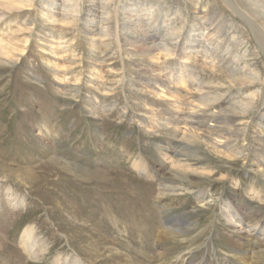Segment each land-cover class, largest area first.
I'll use <instances>...</instances> for the list:
<instances>
[{
	"label": "rangeland",
	"instance_id": "374dc122",
	"mask_svg": "<svg viewBox=\"0 0 264 264\" xmlns=\"http://www.w3.org/2000/svg\"><path fill=\"white\" fill-rule=\"evenodd\" d=\"M250 3L0 0V264H240L254 232L227 206L264 225L248 195L264 192V11ZM134 7L147 36H106Z\"/></svg>",
	"mask_w": 264,
	"mask_h": 264
},
{
	"label": "bare ground",
	"instance_id": "6f19581e",
	"mask_svg": "<svg viewBox=\"0 0 264 264\" xmlns=\"http://www.w3.org/2000/svg\"><path fill=\"white\" fill-rule=\"evenodd\" d=\"M56 1L57 0H50V4H54L55 5L56 4ZM247 1L248 2H251L250 4H253L256 7H259L260 9H262L264 11V0H262V1L261 0H247ZM52 11H53V8L51 10L50 9H47L46 10V13H47L46 16L49 17L53 22H60V19H59L60 16H59V14L58 13H55V12L53 13ZM143 12H144V10L142 8L141 9H137V8L134 7L133 10H130V14L125 19L126 22L124 21V23L121 24V25L117 22V25L114 26V29L113 28L111 29V31H112L113 34H110V32L107 31L108 33L106 34V36L116 35L118 42L121 43L122 42V40H121V36L122 35L120 34V27H122L123 28V31L126 30L128 32L133 33L134 35H140V36L146 37L147 34L142 31L143 26L141 24V18H140V14L143 13ZM88 34L93 35V36H96L95 35V32L93 30H88ZM130 40L131 39H128V38L126 39V41H125L126 42V44H125L126 46H133V45H135V44H133V45L130 44ZM148 41L149 40H143V41H141V44L139 46L134 47V49L135 48H138V50H139L137 52L138 54H152V52L154 50L153 51H149V50H147L145 48V46L148 45L147 44ZM123 44H124V42L122 43V45ZM125 45H123V47ZM132 51H133V49H132ZM188 51H189L188 49H185L184 48L181 51V56H184V55L186 56ZM190 51H191V49H190ZM180 64L184 67V65L187 64V62H186L185 59L182 58ZM176 74H177L178 82L182 86H184L185 83L187 82V80L188 79H191V77H192V74L190 72L184 70V69H181V71H179ZM161 79H162L161 78V75L158 74L156 80L154 81L155 84L158 85L162 81ZM168 116H169L170 119H172L174 121V123H177L178 125H180V124L182 125L183 124V121H182L183 118H182L181 114H179V113H176V114L168 113ZM263 118H264V116H263ZM223 120H224V123H226V122L229 123V122L232 121L230 119H223ZM217 123L219 124L218 121H217ZM213 127L214 128H209V132H210V134H212V136L220 137V138L222 137L223 139L231 138V137L237 139V138L240 137L235 132L231 133L230 131L227 132V131H224V130L218 132V130L220 128L217 127V125L216 126L214 125ZM185 132H189L191 134H194L195 133L194 129H191V128L190 129H186ZM184 136H185V134H184ZM259 140L262 142L261 144L263 145V148L260 149L261 150L260 153H261V156L264 157V137L262 135L259 136ZM179 163H177V164L176 163H172L171 164L172 166L170 168H168L169 172L175 173V175H178V176L181 174V172H184L186 175L191 173L190 172V168H189L191 165H187V163H186V166H182ZM132 168L134 170H136L137 172H139V173H146L148 171V168L146 166H143L140 162H135L133 164ZM177 168H182V169L176 170ZM244 180H247V179L245 178ZM235 184H236L237 187H240V184L238 182H236ZM263 193L264 192H262L261 190L258 191L257 189H253V191L251 193H249L248 195L249 196L254 195L256 199H258L261 202H264ZM202 194H203V192L201 193V195ZM227 210L229 211L228 217L231 218V220H232V222L234 224L239 225L238 227L242 228L241 230H248L250 232H254L253 240L251 242H245V243H237V244H235V246H236V248H237V250L239 252L237 254V256H238L237 259L239 260V263L240 264H243L245 262L244 260L250 259L249 257H251V256H254V255H262V253L264 252V240L263 239H260L259 234L262 233L264 235V225H261V224L258 225V224H256V225H254L255 226L254 230H251L252 227H250V226H246L245 227L244 217L240 214V212L238 210H237V212L235 214H234L232 208H230V206H227ZM34 232H35L34 229H32V228L31 229H28L26 231V233L24 234V236H23V242L26 244L27 248H29L28 251L29 250H32L30 248V246H34L36 244ZM254 245H256L257 247H255Z\"/></svg>",
	"mask_w": 264,
	"mask_h": 264
}]
</instances>
